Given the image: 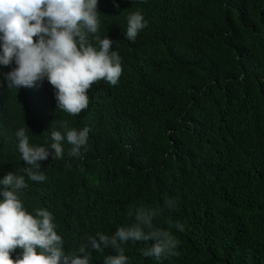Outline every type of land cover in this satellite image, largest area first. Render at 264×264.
<instances>
[{
	"label": "trees",
	"instance_id": "trees-1",
	"mask_svg": "<svg viewBox=\"0 0 264 264\" xmlns=\"http://www.w3.org/2000/svg\"><path fill=\"white\" fill-rule=\"evenodd\" d=\"M97 11L123 71L117 86L94 83L78 116L57 108L47 79L8 88L15 61L0 65V180L26 166L19 128L47 146L66 120L90 128L87 151L70 157L64 141L63 159L42 162L46 180H26L19 195L29 214L52 213L66 254L130 225V209L144 206L163 210L158 227L185 225L171 229L179 255L157 261L140 251L151 242L129 241V264H264V0H99ZM137 11L147 27L132 42L127 17ZM115 254L93 251L91 264Z\"/></svg>",
	"mask_w": 264,
	"mask_h": 264
},
{
	"label": "clouds",
	"instance_id": "clouds-1",
	"mask_svg": "<svg viewBox=\"0 0 264 264\" xmlns=\"http://www.w3.org/2000/svg\"><path fill=\"white\" fill-rule=\"evenodd\" d=\"M98 2L0 0V65L7 67L13 61L16 64L4 74L7 87L33 88L42 86L47 79L55 89L57 108L75 117L88 108L87 92L94 83L103 80L117 86L123 71L121 57L111 50L116 42L108 36L101 39L98 34ZM127 25L125 37L135 42L147 21L137 11L127 17ZM91 38L98 42L99 50ZM59 127L60 130L52 127V142L47 146L31 144L23 127L16 132L20 158L26 166L19 173L7 172L0 180V264H91V253L107 248L116 254L107 256L104 264H129L123 247L129 241L151 242L140 251L157 261L178 256L180 241L171 229L183 232L185 225L167 218V229L156 226L154 221L163 211L159 208L130 209L133 223L119 227L111 236L98 232L86 237L79 254L64 252L52 213L37 209L33 216L24 209L19 195L29 187L26 180H46L42 162L63 159L64 141L71 145L70 157H80L82 149L87 151L90 128L78 130L66 120L59 121ZM165 208L173 212L178 205L175 200H165ZM18 248L22 253L13 259Z\"/></svg>",
	"mask_w": 264,
	"mask_h": 264
}]
</instances>
